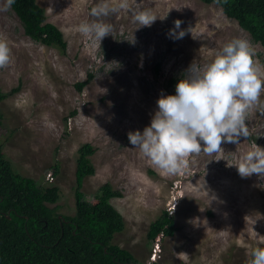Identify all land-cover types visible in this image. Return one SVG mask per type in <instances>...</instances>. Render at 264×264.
I'll return each instance as SVG.
<instances>
[{"label": "rangeland", "instance_id": "1", "mask_svg": "<svg viewBox=\"0 0 264 264\" xmlns=\"http://www.w3.org/2000/svg\"><path fill=\"white\" fill-rule=\"evenodd\" d=\"M37 3L47 22L63 32L65 54L27 36L11 6L0 0V40L11 49L10 62L0 67V88L7 94L0 103V149L14 169L45 187L58 186L61 197L51 207L74 216L78 149L89 143L97 149L96 173L82 191L90 202L106 183L123 194L111 200L125 220L113 243L138 264H248L251 249L264 247V179L242 178L236 166L256 145L264 148V92L247 113V137L191 154L187 168L175 175L153 165L127 134L149 125L157 99L173 90L168 80L182 79L193 62L205 66L239 38L250 43L264 73V47L220 6L202 0ZM143 10L157 18L151 26L134 20ZM176 20L185 31L180 39L170 35ZM82 23L106 24L110 31L100 44L78 30ZM165 212L177 231L152 243L149 228Z\"/></svg>", "mask_w": 264, "mask_h": 264}, {"label": "trees", "instance_id": "2", "mask_svg": "<svg viewBox=\"0 0 264 264\" xmlns=\"http://www.w3.org/2000/svg\"><path fill=\"white\" fill-rule=\"evenodd\" d=\"M202 1L220 6L226 17L264 47V0ZM11 8L27 36L66 53L63 32L47 22L46 11L37 0H15ZM88 82L80 83L79 90ZM177 82L168 80L169 88H173L170 95L175 94ZM6 97L0 88V103ZM96 151L89 143L78 149L75 215L61 216L57 207H51L60 200L59 187H45L24 177L0 149V264H138L133 254L113 243L115 235L124 230L125 220L111 200L123 194L106 183L90 202L82 191L85 180L96 173L92 162ZM58 169L54 168L55 175ZM176 231L174 217L165 212L151 224L147 237L155 243L173 237Z\"/></svg>", "mask_w": 264, "mask_h": 264}, {"label": "clouds", "instance_id": "3", "mask_svg": "<svg viewBox=\"0 0 264 264\" xmlns=\"http://www.w3.org/2000/svg\"><path fill=\"white\" fill-rule=\"evenodd\" d=\"M14 2L7 0V6ZM133 18L141 27L151 26L157 20L150 10L135 13ZM181 23L176 20L174 28L170 29L175 39L185 35L180 29ZM78 30L93 35L101 44L110 27L102 23H82ZM253 56L250 43L236 38L226 43L205 66L193 62L186 75L178 80L175 94H161L157 99L149 125L142 131L127 134L130 144L163 173L175 175L187 168L191 154L212 153L221 149L222 141L236 143L239 137H247V113L264 92L261 78L264 73ZM10 60L11 49L6 41L0 40V67ZM236 168L242 178L257 174L259 179H264V148L256 145ZM248 264H264V247L251 249Z\"/></svg>", "mask_w": 264, "mask_h": 264}, {"label": "built area", "instance_id": "4", "mask_svg": "<svg viewBox=\"0 0 264 264\" xmlns=\"http://www.w3.org/2000/svg\"><path fill=\"white\" fill-rule=\"evenodd\" d=\"M47 179H48L50 182H52V181L54 180V176H53V174L50 173V174L48 175Z\"/></svg>", "mask_w": 264, "mask_h": 264}]
</instances>
